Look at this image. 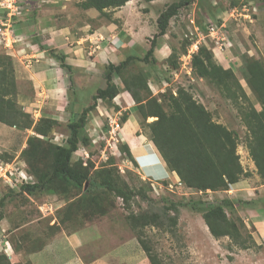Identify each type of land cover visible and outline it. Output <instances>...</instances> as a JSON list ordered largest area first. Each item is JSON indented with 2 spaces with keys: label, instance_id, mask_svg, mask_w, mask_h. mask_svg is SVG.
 Masks as SVG:
<instances>
[{
  "label": "rangeland",
  "instance_id": "1",
  "mask_svg": "<svg viewBox=\"0 0 264 264\" xmlns=\"http://www.w3.org/2000/svg\"><path fill=\"white\" fill-rule=\"evenodd\" d=\"M4 1H8V4L13 2L0 0ZM15 1L22 6L15 21L17 23L24 12L25 0ZM54 1L57 0H49ZM77 1H65L68 4L65 9L77 11ZM177 1L159 0L145 7L142 1L135 0L126 9L124 14L129 17L144 13L145 9L152 12L149 15L150 23L149 19L146 23L157 29L152 28L147 34L149 48L159 32L158 25L155 26L156 16ZM11 7L3 11L0 17V54L10 55L6 47L13 44L12 37L18 34V27L12 21L15 15L9 16L16 11L15 4ZM16 8L19 6L16 5ZM220 24L223 25L226 44L222 48L210 35V28ZM167 32H170L171 38L163 35L156 37L158 48L155 47L149 59L152 60L151 65L136 61L126 71L134 74L144 71L149 75V88H144L140 93L146 97L145 100L157 97L166 112L172 111L169 96L172 93L176 95L179 89L184 88L208 108L216 122L233 130L237 138V154L243 167L238 182L219 190L198 191L176 183L179 180L176 176L164 180L142 176L131 153L121 147L119 129H116V134L110 132V118L117 116V111L110 108L109 117H103L99 127L92 118L88 119L85 133L91 143L86 147L81 145L73 154L72 162L88 161L91 172L111 167L118 182L137 192H144L147 198L141 197L140 192V195L125 201L114 192L96 190L94 193L100 192L101 196L94 207H90L81 203V198L87 199L88 196H85V189L70 185L52 184L28 193L19 186V170L35 174L36 169L44 168L51 157L44 158L43 153L28 157L23 153L24 148L28 147L30 137L35 136L42 139L44 147L51 143L64 144L70 132L69 116L56 122L47 136L34 131L41 119L33 113V123L29 128L0 123V157L6 160L0 161V198H4L1 208L3 218L0 220V254L5 252L11 262L26 264L30 259L33 264H39L42 257L35 253L59 235L80 233V242L75 241V244L80 245L78 251L86 261L110 251V254H114L116 251L112 250L124 244L117 250L125 251L126 256L135 250L140 253V256L133 254L135 257L132 260L135 261L129 260V264H137L141 257H148L144 245L158 264H264V183L249 154L250 131L244 121L245 112L252 107L261 109L257 96L248 84V75L245 76L244 63L250 56L264 61V0H192L171 18ZM167 40L169 42H165ZM200 47L207 48L215 63L232 68L244 91L232 81L233 78L232 85L225 87L199 77L192 68L191 59ZM145 53L146 50L136 51L141 56ZM175 63L178 67H175ZM151 76H154L153 79ZM23 86L27 85L23 83ZM17 94L18 87L13 98L23 107L18 102ZM84 103L87 102L79 99L77 105ZM146 106L149 110V104L146 103ZM123 114L124 111L118 117L120 125ZM154 119L156 117H148L147 121ZM143 131L148 133V130ZM38 138L37 142L40 140ZM8 169L13 174L8 172L7 177L4 170ZM226 198L234 203L232 209L226 208V211L236 223L239 237L216 238L210 233L201 212L193 209L190 201L219 204ZM249 200H254V205L243 204V201ZM171 203L178 205L179 215L177 223L170 226L164 211L165 206ZM171 214L175 213L172 211ZM240 239H244L250 247L241 248L238 244ZM63 249L66 250L65 247ZM32 254L36 255L35 260Z\"/></svg>",
  "mask_w": 264,
  "mask_h": 264
},
{
  "label": "trees",
  "instance_id": "2",
  "mask_svg": "<svg viewBox=\"0 0 264 264\" xmlns=\"http://www.w3.org/2000/svg\"><path fill=\"white\" fill-rule=\"evenodd\" d=\"M128 1L130 0H83L80 2V6L83 8L94 7L104 12L106 9L121 7ZM144 1L151 2L153 0ZM191 1L179 0L171 3L158 16L159 32L152 40L151 47L144 56L131 53L119 64H107L104 72L107 86L99 88L97 93L92 96L93 103L74 113L68 123L70 132L64 144L51 143L44 147L41 138L30 137L28 147L23 150L24 155L36 157L39 153H43L44 158L50 156L51 160L44 168H37L35 174L30 173L31 181H19V186L23 190L32 193L39 188H45L52 184L82 188L85 189V196H88L87 199L82 196L81 203L90 207H94L93 205L99 201L101 196L100 192L94 193L96 190L114 192L125 201L140 195L141 191L137 192L126 184L118 182L111 167H104L102 170L94 169L91 172L88 161L86 163L82 160L72 162L73 154L79 147L81 145L86 147L91 143L90 137L85 131L89 114L96 108L97 101L102 99L118 111L120 107L113 102V99L122 87V89L128 90L138 103L141 127L143 130H148L146 134L156 145L167 167L179 177L176 183L184 184L186 187L195 188L198 191H205L227 188L229 185L238 182L243 174V167L237 154V138L233 130L216 122L208 108L184 88L179 89L176 95L172 93L169 96L172 111L166 112L157 97L152 96L149 100H145L146 97L140 93L144 88H149V75L144 71L138 74L126 71L136 61L152 64V60L149 59L154 54L157 45L156 37L166 33L171 18ZM17 17H14V21ZM51 53L54 54L53 51ZM54 55L61 60L62 64L64 63L63 56ZM176 63L174 65L178 67ZM191 65L199 77L208 78L217 84L225 85V87L232 85L231 78H233L232 81L243 90L234 70L215 63L206 47H200L199 51L193 54ZM244 66L245 76L248 75V84L261 104L260 110L252 107L245 112L244 121L250 131L249 154L257 167V173L262 183H264V61L250 56ZM116 76L121 79L122 87L114 81ZM16 87L12 57L8 54H0V122L9 126L17 127L20 125L29 128L33 123L32 116L13 98V95L16 94ZM146 103L150 106L149 110ZM73 111H75L74 108ZM127 117V113L124 112L121 122L126 121ZM148 117H156V119L147 121ZM24 118L26 120H23ZM40 119L36 123L34 131L42 136H47L58 120L45 117ZM37 138L40 139L38 142L36 141ZM121 147L130 154L128 143H122ZM0 161L6 160L0 157ZM90 164L92 166L91 162ZM141 197L147 198L144 192H141ZM237 201L240 202L241 200ZM254 203V200L243 201V204L247 205H254ZM190 204L193 209L201 212L210 233L214 237H239L238 227L226 211V208L232 209L234 206L232 200L226 198L219 204L191 200ZM3 205L4 198H0V220L3 218L1 210ZM172 211L175 213L174 215L171 214ZM164 215L170 226L176 224L179 215L178 205L171 203L165 206ZM238 244L243 249L250 247L247 246L244 239H240ZM143 248L148 254L147 258L150 264H158L156 258L150 254L145 245ZM0 264L15 263L10 261L5 252H2ZM26 264H33V262L28 259Z\"/></svg>",
  "mask_w": 264,
  "mask_h": 264
},
{
  "label": "crops",
  "instance_id": "3",
  "mask_svg": "<svg viewBox=\"0 0 264 264\" xmlns=\"http://www.w3.org/2000/svg\"><path fill=\"white\" fill-rule=\"evenodd\" d=\"M65 1L70 0H25L24 12L15 23L18 34L13 38V44L7 46L9 49L6 47L13 59L18 102L38 119L45 117L59 122L67 115L70 121L73 117L71 115L93 103L92 96L99 88L107 86L104 75L107 64H119L131 53L149 50L147 34L150 29H157L146 23L148 19L150 23L149 15L152 13L147 9L144 13L125 16L126 9L133 5L130 2L134 3L135 0L128 1L114 11V8H110L104 12L94 7L83 8L80 6L83 0L77 1V11L66 10L68 4ZM139 1L147 7L159 0ZM51 7L59 9L51 11ZM163 36L172 37L170 32ZM51 51L57 56H63L64 63ZM114 81L122 87L119 77H114ZM23 83L27 86H23ZM122 88L113 99L120 109L116 112L117 116L112 118L118 120L122 111L128 117L121 123L118 140L128 143L131 158L142 176L162 180L176 176L179 179L167 167L156 145L143 131L136 101L128 90ZM79 99L87 103L77 105ZM110 108L113 107L99 99L89 118L99 127L103 117H109ZM80 237V233L59 235L44 250L35 253L42 257L39 264H129V260L135 261L132 260L135 257L133 254H140L135 250L126 256L125 251L117 250L122 244L112 250L116 251L114 254H110V251L86 261L78 251L80 245L75 244L80 242ZM36 255H31L33 260ZM137 264H149V260L143 256Z\"/></svg>",
  "mask_w": 264,
  "mask_h": 264
},
{
  "label": "built area",
  "instance_id": "4",
  "mask_svg": "<svg viewBox=\"0 0 264 264\" xmlns=\"http://www.w3.org/2000/svg\"><path fill=\"white\" fill-rule=\"evenodd\" d=\"M10 1V0H9ZM12 4H15V9L14 10H16V11H14L12 14H10L9 16H13V15H15V16H18V13H20L21 11L19 10L20 9V7H21V9H22V6L20 5V4H18L15 0H13V2H10L9 4H8V1L6 2V1H4V2H0V17H1V15H2V12L3 11H6V10H8L9 8H12L11 7V5ZM16 5H18L19 6V8H16ZM8 13H9V11H8ZM8 15V14H7ZM14 16V17H15ZM8 18V17H7ZM6 18V20L5 21H7L8 19ZM12 21L15 23V21H14V19H12ZM223 27V25H217V27H211L210 28V35L212 36V39L216 42V44H218L219 46H220V48H222V45H224L225 44V41H224V39H225V35H224V32L222 31V28ZM5 30H7V29H5ZM1 33H6L5 31H2ZM210 36V37H211ZM12 38H15V36L14 37H12ZM226 45V44H225ZM198 46V45H197ZM110 127L112 128L111 129V133L113 134V133H115L116 134V129H117V131H118V129H120V127H121V125H120V121L119 120H116V119H113V118H110ZM112 137H114V136H112ZM0 168H2L1 166H0ZM10 173V174H13V172L11 171V169H8V170H4V174H5V176H7L8 177V175H7V173ZM3 174V175H4ZM18 179H20V182L21 181H24V182H28V181H31L32 180V176L30 175V174H28L27 173V171H25V170H22V171H20L19 170V175H18ZM170 186H173L172 184H170Z\"/></svg>",
  "mask_w": 264,
  "mask_h": 264
},
{
  "label": "bare ground",
  "instance_id": "5",
  "mask_svg": "<svg viewBox=\"0 0 264 264\" xmlns=\"http://www.w3.org/2000/svg\"><path fill=\"white\" fill-rule=\"evenodd\" d=\"M130 4H133V1H131Z\"/></svg>",
  "mask_w": 264,
  "mask_h": 264
}]
</instances>
